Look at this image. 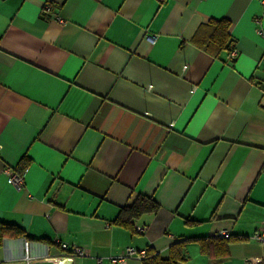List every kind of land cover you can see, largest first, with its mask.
<instances>
[{"label": "crops", "instance_id": "crops-1", "mask_svg": "<svg viewBox=\"0 0 264 264\" xmlns=\"http://www.w3.org/2000/svg\"><path fill=\"white\" fill-rule=\"evenodd\" d=\"M262 1L0 0V223L21 231L0 238V264H112L127 246L167 258L181 241L180 264L261 253ZM210 18L231 22L233 58L192 41ZM140 194L158 209L134 231L114 223ZM220 230L239 239L213 259L197 239Z\"/></svg>", "mask_w": 264, "mask_h": 264}, {"label": "trees", "instance_id": "trees-1", "mask_svg": "<svg viewBox=\"0 0 264 264\" xmlns=\"http://www.w3.org/2000/svg\"><path fill=\"white\" fill-rule=\"evenodd\" d=\"M230 26L231 22L226 18H210L199 25L192 36V41L198 47L214 56H218L221 52L225 51L231 57L230 53L233 50L234 39L230 34ZM17 170L22 172V168H18ZM158 207V204L151 197L140 194L130 205L121 208L114 223L133 230L134 219H137L144 213L154 212ZM8 231L13 232V235H18L21 232L15 225L0 223V238L8 233ZM236 239H239V237L231 235L220 237L215 234V236L199 238L197 241L201 252L208 254L213 259H223L228 255V244ZM184 243L185 241H181L172 244L167 258H161L157 252L151 248H147L145 249V255L141 257L142 264H180L186 261L183 252Z\"/></svg>", "mask_w": 264, "mask_h": 264}, {"label": "built area", "instance_id": "built-area-1", "mask_svg": "<svg viewBox=\"0 0 264 264\" xmlns=\"http://www.w3.org/2000/svg\"><path fill=\"white\" fill-rule=\"evenodd\" d=\"M264 3V1H262ZM48 8V5L45 6ZM258 21V20H257ZM149 40L153 41L154 38L148 36ZM231 58L235 56V50L233 49L230 53ZM261 63L264 64V55H262ZM4 172L7 175V181L17 187L20 188L23 184V176L22 172L18 171L17 169H11V167H4ZM137 232H144L146 227L139 225L135 227ZM220 237H228L230 235V232L227 230H220L216 233ZM251 238L255 241H257L261 246V253L258 256H247L245 258V264H259L261 262H264V226L254 230V232L251 234ZM59 247L61 250L65 253V255H86V250L82 247L75 245V244H67L66 242H58ZM26 248H27V242H26ZM146 251L143 250H136L134 247L127 246L122 252L115 256L109 257V260L112 264H118L123 263L128 257H143L145 255ZM63 256H56L54 259L62 260ZM31 256H29L27 249L26 253L24 255V260L26 263H29L31 261ZM98 263L102 262V259L99 258L97 260Z\"/></svg>", "mask_w": 264, "mask_h": 264}, {"label": "water", "instance_id": "water-1", "mask_svg": "<svg viewBox=\"0 0 264 264\" xmlns=\"http://www.w3.org/2000/svg\"><path fill=\"white\" fill-rule=\"evenodd\" d=\"M70 263V260H66L65 262H64V264H69Z\"/></svg>", "mask_w": 264, "mask_h": 264}, {"label": "rangeland", "instance_id": "rangeland-1", "mask_svg": "<svg viewBox=\"0 0 264 264\" xmlns=\"http://www.w3.org/2000/svg\"><path fill=\"white\" fill-rule=\"evenodd\" d=\"M32 264H41L40 262H38V261H36V262H34V263H32Z\"/></svg>", "mask_w": 264, "mask_h": 264}, {"label": "bare ground", "instance_id": "bare-ground-1", "mask_svg": "<svg viewBox=\"0 0 264 264\" xmlns=\"http://www.w3.org/2000/svg\"><path fill=\"white\" fill-rule=\"evenodd\" d=\"M56 264H58V262Z\"/></svg>", "mask_w": 264, "mask_h": 264}]
</instances>
